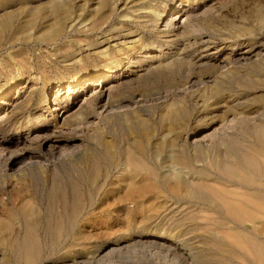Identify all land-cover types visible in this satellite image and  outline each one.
<instances>
[{"label":"rangeland","instance_id":"1","mask_svg":"<svg viewBox=\"0 0 264 264\" xmlns=\"http://www.w3.org/2000/svg\"><path fill=\"white\" fill-rule=\"evenodd\" d=\"M0 118V264H247L227 243L264 242V0H0Z\"/></svg>","mask_w":264,"mask_h":264},{"label":"bare ground","instance_id":"2","mask_svg":"<svg viewBox=\"0 0 264 264\" xmlns=\"http://www.w3.org/2000/svg\"><path fill=\"white\" fill-rule=\"evenodd\" d=\"M189 26H190L189 21H186L185 23L181 24L180 26H178V24L174 23V22H168L167 23L166 28L163 30L162 34H160V36H161L160 44L165 45L167 49L171 50V52H167L169 55L174 53V55L178 56V51L180 49L179 47L184 48L186 46V43L188 44V42H186L187 39L185 40V38H184L185 37L184 31H187ZM148 52H150V51H148ZM156 57H157V55H154V54H151V55L147 54L146 56H143V58H145L146 62H149V63L150 62L152 63V61H154ZM138 62H134V63H138ZM89 81H91V80H89ZM1 120H2V118H0V121ZM51 145L54 147L57 146L56 142H54V141L51 143ZM107 147H109V145ZM122 165H124V164H122ZM159 165H160V168H162L163 171L166 173H173L177 176H180L184 173L183 169L181 167H178V165H176V164H169V165L159 164ZM124 167H125V165L122 166L121 168H119L118 172H121V170ZM102 177L103 178H102V182H101L102 183L101 187H102V189H104L108 184V178H106L107 173L104 174V176H102ZM235 238H236V240H232L230 243H227V246L230 247L234 253L238 254V251H235L237 246L239 248L243 249L244 245L247 243L249 248H250V251L252 253V257H253V258L251 257L252 259H249V258L247 259V261H246L247 264H260V263L264 264V242L260 241L261 239H260V235L258 233L253 232L251 236H248V235L243 234V233L242 234L239 233V234H237V237H235ZM221 241H224V240L221 239ZM235 245H236V247H235ZM225 257H227V256H225ZM233 260H235V259H233ZM233 264H246V263L233 262Z\"/></svg>","mask_w":264,"mask_h":264}]
</instances>
